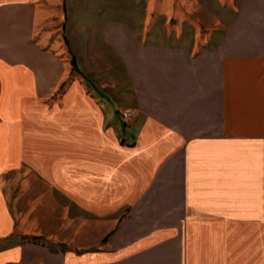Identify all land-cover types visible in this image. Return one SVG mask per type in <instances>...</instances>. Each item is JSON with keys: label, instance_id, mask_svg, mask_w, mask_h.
<instances>
[{"label": "crops", "instance_id": "0c3cea01", "mask_svg": "<svg viewBox=\"0 0 264 264\" xmlns=\"http://www.w3.org/2000/svg\"><path fill=\"white\" fill-rule=\"evenodd\" d=\"M23 160L113 227L21 240ZM0 264H264V0H0Z\"/></svg>", "mask_w": 264, "mask_h": 264}, {"label": "rangeland", "instance_id": "374dc122", "mask_svg": "<svg viewBox=\"0 0 264 264\" xmlns=\"http://www.w3.org/2000/svg\"><path fill=\"white\" fill-rule=\"evenodd\" d=\"M30 165L23 160L20 167L3 175L21 240L83 251L113 227L117 208H91L89 201L75 197L71 189L42 180L40 172Z\"/></svg>", "mask_w": 264, "mask_h": 264}, {"label": "built area", "instance_id": "2783aa9c", "mask_svg": "<svg viewBox=\"0 0 264 264\" xmlns=\"http://www.w3.org/2000/svg\"><path fill=\"white\" fill-rule=\"evenodd\" d=\"M123 116L124 117H130L131 116V112H129V111H125L124 113H123Z\"/></svg>", "mask_w": 264, "mask_h": 264}]
</instances>
